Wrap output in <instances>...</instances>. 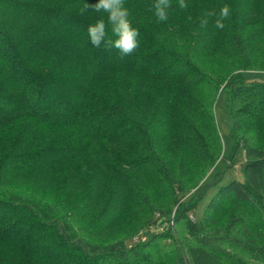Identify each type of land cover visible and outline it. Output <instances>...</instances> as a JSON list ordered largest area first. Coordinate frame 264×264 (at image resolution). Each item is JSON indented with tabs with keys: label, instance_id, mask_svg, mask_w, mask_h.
<instances>
[{
	"label": "trees",
	"instance_id": "trees-1",
	"mask_svg": "<svg viewBox=\"0 0 264 264\" xmlns=\"http://www.w3.org/2000/svg\"><path fill=\"white\" fill-rule=\"evenodd\" d=\"M96 2L0 0V244L31 264H264V83L243 78L264 72V0H171L163 23L154 0H125L139 30L126 56L89 42L102 17L111 36L106 13H79ZM224 4V29L201 28ZM220 89L241 179L194 220L221 149ZM77 174L58 198L14 187Z\"/></svg>",
	"mask_w": 264,
	"mask_h": 264
},
{
	"label": "rangeland",
	"instance_id": "rangeland-1",
	"mask_svg": "<svg viewBox=\"0 0 264 264\" xmlns=\"http://www.w3.org/2000/svg\"><path fill=\"white\" fill-rule=\"evenodd\" d=\"M217 51H213L214 55ZM256 72H245L243 78L246 82H261L264 83V76L261 78L253 77ZM213 123L216 128L220 140V154L213 167L207 172L205 177L200 180L195 191V199H198L194 209L192 210L193 219L198 220L202 211L215 191L227 182L235 179H241L240 165L243 162L244 156L241 147H238L234 153L232 151L233 141L230 137L231 119L226 110V93L219 90L215 96L212 105ZM81 175H73V178L61 177L56 179H46L44 177L34 176L30 179L19 177L14 181V187L19 188L22 192L29 194L34 198H58L62 191L70 189L73 191L80 183ZM74 182V184L72 183ZM194 197V196H193ZM126 225V224H125ZM127 226V225H126ZM127 227L118 229L116 235H122ZM110 235V234H109ZM108 235V236H109ZM108 236L92 237L93 240L105 241ZM148 236V232L143 230L138 232L135 240H144ZM110 238V237H109ZM11 247L0 244V262L7 261L11 264H31L28 260L18 259Z\"/></svg>",
	"mask_w": 264,
	"mask_h": 264
},
{
	"label": "clouds",
	"instance_id": "clouds-1",
	"mask_svg": "<svg viewBox=\"0 0 264 264\" xmlns=\"http://www.w3.org/2000/svg\"><path fill=\"white\" fill-rule=\"evenodd\" d=\"M177 4L181 10L188 8L185 0H177ZM171 7V0H154L149 10L156 17L158 23H163L168 20V10ZM89 8L97 13H106L107 25L111 26V36H109L103 17L88 25L86 34L94 47H100L103 44L106 49H116L121 56L131 55L139 47L137 40L139 30L134 28L129 20V11L125 7V0H98L93 5L84 3L79 10L80 15H85ZM230 11V6L227 4L220 6L218 12L216 9L206 11L199 19L200 27L205 28L209 19L214 18V27L224 29L225 21L230 17ZM187 20L192 21V17L189 15Z\"/></svg>",
	"mask_w": 264,
	"mask_h": 264
},
{
	"label": "crops",
	"instance_id": "crops-1",
	"mask_svg": "<svg viewBox=\"0 0 264 264\" xmlns=\"http://www.w3.org/2000/svg\"><path fill=\"white\" fill-rule=\"evenodd\" d=\"M259 76H264V72H256V74H253V77L261 78Z\"/></svg>",
	"mask_w": 264,
	"mask_h": 264
}]
</instances>
